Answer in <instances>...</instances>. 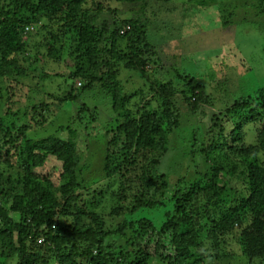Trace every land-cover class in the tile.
I'll return each instance as SVG.
<instances>
[{"label": "trees", "instance_id": "obj_1", "mask_svg": "<svg viewBox=\"0 0 264 264\" xmlns=\"http://www.w3.org/2000/svg\"><path fill=\"white\" fill-rule=\"evenodd\" d=\"M191 1L206 6L215 0ZM87 6L88 0H0V80L12 76L11 89L18 82L17 77L31 79L18 55L32 66L42 55V48V62L46 58L67 65L70 60L65 76L48 71L42 77L63 76L71 80L70 89L73 81L80 82V90L99 87L109 97L113 113L127 112L120 126L124 140L114 135L106 140L105 170L108 175H124L137 165V189L131 194L121 187L113 194L121 220L106 228L104 220L96 212L90 214L74 194L79 153L73 137L51 135L22 144V128L32 126L23 121L40 117L44 122L43 108L36 106L31 113L20 111L16 115L23 121H6L1 112L0 164L4 157L8 161L12 150L20 170L18 173L16 166L8 165L17 175L13 183V174L0 165V264L10 259L15 264H220L223 237L235 227L238 235H243L239 239L243 255L249 259L264 258V162L258 156L259 152L264 154V141L256 145L260 137L257 135L252 150L245 149L243 155L239 122L264 121V87L236 99L221 118L217 114L211 117L209 127L206 126L208 144L204 143V134L201 143L190 148L192 154L204 157L203 164L210 163L213 153H228L234 163L231 169L214 166L198 171L194 167V181L184 187L178 181L171 189L159 166L169 149V136L180 125L183 107L175 105V97L180 93L183 102H192L189 112L202 113L199 101L208 102L201 96L204 87L196 78L179 73L177 79L184 81L179 88L171 80L162 84L152 81L149 91L162 97L163 107L140 111L144 89L124 92L119 75L123 67L150 81L146 72L151 63L160 62V57L147 36V26L133 17L113 19L111 23L107 19L101 21V10L91 13ZM136 98L139 102L134 109L126 108ZM252 103L258 106L254 108ZM229 137L242 146L231 145ZM195 138L193 141L199 143ZM47 162L60 165L58 178L64 182L61 198L48 178L40 181L33 174ZM231 176L238 181L234 186ZM8 197L12 202L6 207ZM14 213L20 216L19 221L12 216ZM87 214L93 216L84 222L83 215ZM40 237L42 242H38ZM77 245H83L82 249ZM116 246L118 252L113 254L110 248Z\"/></svg>", "mask_w": 264, "mask_h": 264}, {"label": "rangeland", "instance_id": "obj_2", "mask_svg": "<svg viewBox=\"0 0 264 264\" xmlns=\"http://www.w3.org/2000/svg\"><path fill=\"white\" fill-rule=\"evenodd\" d=\"M87 7L91 13L101 10L98 15L101 21L107 19L111 23L113 19L133 17L141 19L147 26V36L160 57V62L151 63L146 72L150 81L147 82L134 71L123 67L119 75L124 92L144 89L140 111L163 107L162 97L149 91L148 86L152 81L162 84L171 80L179 88L184 83L183 79H177L176 75L179 73L181 76L196 78L204 87L205 93L202 92L201 96L204 95L208 102L203 99L199 101L202 113L189 112L192 102H183L180 93L175 97V105L183 107L180 112V125L169 136V149L159 166V171L166 174L169 184L172 185L171 189L178 181L182 187L194 181V167L198 171H205L214 166H222L223 170L229 171L234 163L228 153H213L214 160L203 164L204 157L201 154H192L190 148H196L204 134V143L208 144L206 126L209 127L211 117L217 114L221 118L225 109L231 107L236 99L253 95L257 87H264V0H215L206 6H198L191 0H147L142 3L88 0ZM31 36L35 39L34 34ZM41 51L43 53L38 57V62L32 66L27 61L23 62L18 55L19 63L25 67L31 79L17 77L20 83H13L11 89L9 85L12 76L0 80V113H4L6 121H23L16 114L20 111L31 113V109L41 105L44 122L40 117L41 124L38 118L35 121L25 119L23 123L27 121L32 125L28 129H23L22 122L19 123L22 128L21 143L28 140L38 141L51 135L64 139L73 137L79 153V164L75 169L78 186L74 190V194L78 195L77 201L80 205L85 204L90 214V211L96 212L104 220L106 228L114 227L121 220V211L118 212L117 204L112 201L115 197L113 194L119 192L121 187L132 194L137 189L138 181V176L135 175L138 168L135 164L124 175L123 172L108 175L105 170L106 140L113 135L124 140L125 135L120 126L127 112L113 113L109 97L99 87L88 91L80 90V82L73 81V89H70L68 84H71V80L63 76L42 77L41 74L48 71L65 76L70 60L67 59V65L62 61L57 63L46 58L42 62L45 49L42 48ZM160 64L162 67H159ZM71 95H77L78 98L70 99ZM138 102V98L133 99L126 108L133 110ZM257 106L252 103V107ZM230 116L238 121L235 115ZM239 122L244 143L242 154L245 155V149L252 150L251 145L257 135L260 137L256 145L264 141V121L241 119ZM195 137L199 139V143L193 141ZM228 142L242 146L233 143L230 137ZM258 156L264 162V154L259 152ZM4 158L0 165L8 174H13L15 183L17 175L8 165L16 166L15 170L19 173L17 159L12 150L9 152L8 161H4ZM59 172L60 165L47 162L35 169L33 174L40 181L48 178L57 197L61 198L63 193L60 187L64 182H60ZM234 178L235 176L231 179ZM233 182L234 186L238 181L234 179ZM11 202L12 198L8 197L6 207ZM112 211L114 213H110ZM90 214L83 215L84 222L90 221L93 216ZM12 216L16 221L20 220L19 215L14 213ZM238 234L239 230L235 227L223 237L221 246L224 247V256H221L220 264H264L263 257L249 259L243 255L239 244L243 235ZM68 246L71 247V243ZM77 246L79 250L83 247ZM110 251L117 253L118 246L110 248ZM6 264H15V260H7ZM151 264L157 263L152 261Z\"/></svg>", "mask_w": 264, "mask_h": 264}, {"label": "built area", "instance_id": "obj_3", "mask_svg": "<svg viewBox=\"0 0 264 264\" xmlns=\"http://www.w3.org/2000/svg\"><path fill=\"white\" fill-rule=\"evenodd\" d=\"M38 242H42V238L41 237L38 239Z\"/></svg>", "mask_w": 264, "mask_h": 264}]
</instances>
